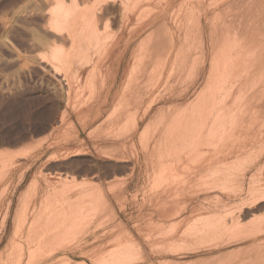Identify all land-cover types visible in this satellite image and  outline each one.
Masks as SVG:
<instances>
[{
  "label": "rangeland",
  "instance_id": "1",
  "mask_svg": "<svg viewBox=\"0 0 264 264\" xmlns=\"http://www.w3.org/2000/svg\"><path fill=\"white\" fill-rule=\"evenodd\" d=\"M66 1L80 11L56 33L54 1L0 0V264H264V200L248 205L264 188V0ZM197 97L226 115L259 104L254 142L208 160L228 128L176 147Z\"/></svg>",
  "mask_w": 264,
  "mask_h": 264
},
{
  "label": "bare ground",
  "instance_id": "2",
  "mask_svg": "<svg viewBox=\"0 0 264 264\" xmlns=\"http://www.w3.org/2000/svg\"><path fill=\"white\" fill-rule=\"evenodd\" d=\"M52 1H54V6L51 8V9H49V11L48 12H50V17H51V19H50V21H48L49 19H47V21H48V24H49V22L51 23V27H53L55 30V32L56 33H58V32H60V30L62 31V29L64 28V29H69L70 28V25L72 24L71 22H69V21H67V20H69L68 18V16H70L71 14H74L75 12H76V10H78L77 9V7L74 9V8H72L71 6H70V3H68L66 0H52ZM72 1V0H71ZM74 1V0H73ZM78 1V0H77ZM84 1V0H83ZM89 1V0H88ZM100 1V0H99ZM110 1V0H109ZM108 1V2H109ZM129 1V0H128ZM128 1H127V3H128ZM85 2V1H84ZM106 1L104 0V3H105ZM107 2V3H108ZM115 2V1H114ZM53 3V2H52ZM72 3H75V2H72ZM79 3H80V1H79ZM83 3V2H82ZM112 3V2H111ZM124 3H126V2H124ZM126 3V4H127ZM45 4V3H44ZM43 4V5H44ZM76 4V3H75ZM81 4V3H80ZM129 4V3H128ZM77 5H79V4H77ZM103 5V4H102ZM101 5V6H102ZM111 5V4H110ZM109 5V6H110ZM115 5V4H114ZM75 6V5H74ZM73 6V7H74ZM87 6V5H86ZM104 6V5H103ZM105 6H106V3H105ZM124 6V5H123ZM126 6L128 7V5H125V7L124 8H126ZM44 7V6H43ZM82 7V6H81ZM114 7V6H113ZM41 7H39V9H40ZM46 8V7H45ZM83 8V7H82ZM85 8V7H84ZM100 8V7H99ZM102 8H105V7H102ZM108 8V7H107ZM123 8V9H124ZM38 9V8H37ZM42 9V8H41ZM47 9V8H46ZM71 9H73V13H72V11H70ZM114 9V8H113ZM97 10V9H96ZM111 10V9H110ZM180 10V9H179ZM78 11H80V10H78ZM77 11V12H78ZM103 11V10H102ZM106 11V10H105ZM69 12H71V14H69ZM77 12H76V14H77ZM85 12H87L88 13V11L86 10ZM90 12V11H89ZM96 12V11H95ZM94 12V13H95ZM104 12V11H103ZM109 12V11H108ZM98 13V12H97ZM106 13V12H105ZM110 13V12H109ZM109 13H108V15H109ZM117 13V12H116ZM96 14V13H95ZM95 14H93L92 13V15L94 16ZM99 14V13H98ZM79 15V14H78ZM100 15H102V13H100ZM99 15V16H100ZM107 15V14H106ZM201 15V14H200ZM49 16V15H48ZM72 16H75V15H72ZM77 16V15H76ZM75 16V17H76ZM90 16V15H89ZM110 16V15H109ZM49 18V17H48ZM67 20H66V19ZM90 18H91V16H90ZM93 18H95L96 19V15H95V17H93ZM104 19V18H103ZM114 19V18H113ZM112 19V20H113ZM166 19V18H165ZM199 19V18H198ZM198 19H197V24L199 25L200 24V20L198 21ZM64 20V21H63ZM65 20L68 22V23H70V25L67 27V25H65V26H63L62 27V24L65 22ZM73 20H75V19H73ZM72 20V21H73ZM94 20V19H93ZM168 20V19H167ZM166 20V21H167ZM89 21V20H88ZM102 21V20H101ZM120 21V20H119ZM176 21V20H175ZM83 22H85V21H83ZM87 22V21H86ZM117 22V21H116ZM177 22V21H176ZM175 22V23H176ZM6 23V22H5ZM95 23V22H94ZM111 23V22H110ZM114 23V22H113ZM85 24V23H84ZM89 24V23H88ZM88 24H86V26L88 25ZM93 24V22L91 21V25ZM96 24V23H95ZM95 24L93 25V27L95 26ZM109 24V23H108ZM82 26H85V25H83V23L81 24ZM105 26H106V24H104ZM111 25V24H110ZM82 26H81V28H80V30L82 29ZM168 26V25H167ZM172 26V25H171ZM201 26V25H200ZM48 27V26H47ZM88 27V26H87ZM92 27V28H93ZM97 27V26H96ZM3 28H5L4 26H3ZM53 28H49L48 29V31L49 30H51V29H53ZM62 28V29H61ZM91 28V29H92ZM95 28V27H94ZM117 28V27H116ZM168 28H170V27H168ZM85 29V28H84ZM90 29V28H89ZM106 29H108L107 27H106ZM115 29V28H114ZM154 29V28H153ZM171 29V28H170ZM47 30V29H46ZM56 30H58V32L56 31ZM70 30V29H69ZM67 31L68 33H66V34H63L62 32L61 33H59V36H64V35H66V37H67V34H68V36H70V34H69V32L70 31ZM87 30V29H86ZM93 30V29H92ZM91 30V31H92ZM110 30V29H109ZM179 30H180V28H179ZM251 30V29H250ZM54 31H53V33H54ZM65 31V30H64ZM82 31H85V30H82ZM90 31V30H89ZM88 31V32H89ZM95 31H97V28L95 29ZM94 31V32H95ZM101 31V30H100ZM112 31V30H111ZM178 31V30H177ZM8 32V31H7ZM72 32V31H71ZM93 32V31H92ZM91 32V33H92ZM93 32V33H94ZM108 32V31H107ZM49 33H51V32H48V34ZM98 33V32H97ZM97 33H95V34H92V35H96ZM105 34H106V32H104ZM109 33V32H108ZM110 33H112V32H110ZM115 33V32H114ZM247 33V32H246ZM47 34V33H46ZM47 34V35H48ZM61 34V35H60ZM63 34V35H62ZM78 34H79V32H78ZM81 34V33H80ZM79 34V35H80ZM85 34H87V33H85ZM100 34V33H99ZM79 35H77V37H78V39H80V38H82L83 40L85 39V37L86 36H88V35H90V34H88V35H83L82 34V37H79ZM112 35V34H111ZM172 35V34H171ZM238 35H240V34H238ZM105 36V35H104ZM109 36V35H108ZM145 36V35H144ZM111 37V36H110ZM173 37V36H172ZM171 37V38H172ZM175 37V36H174ZM55 38V37H54ZM64 38L65 37H62L61 39H63L62 41H64ZM91 37L89 36V38L87 37L86 39H90ZM92 38H93V36H92ZM92 38H91V40H92ZM77 39V40H78ZM142 39V38H141ZM214 39H215V36H214ZM3 40V39H2ZM71 40H72V37H71ZM95 40V39H94ZM93 40V41H94ZM104 40V39H103ZM58 41H61V40H58ZM58 41H56V43H60V42H58ZM85 41L86 40H84V43H85ZM87 41H89V40H87ZM98 41V40H97ZM175 41V40H174ZM214 41V40H213ZM54 42H55V40H54ZM78 42V44H79V42H82V40L80 39V41L78 40L77 41ZM90 42V41H89ZM102 42V41H101ZM106 42V41H105ZM61 43H63V42H61ZM69 43H70V41H69ZM83 43V44H84ZM87 43V42H86ZM90 43H92V41L90 42ZM95 43V42H94ZM93 43V44H94ZM102 43H104V41L102 42ZM214 43V42H213ZM65 44V43H64ZM72 44V43H71ZM82 44V43H81ZM98 44V43H97ZM175 44V43H174ZM87 45V44H86ZM85 45V46H86ZM90 45V44H89ZM100 45H102V44H100ZM236 47L234 48V51H233V54H232V58H231V71H232V74H231V78H232V80H231V86H230V88L227 90V92H228V97H229V95L231 94V92L233 91V88L235 87V79L237 80V79H239L238 77L240 76H242V71H243V69H244V67H245V62H247L246 60V55H245V53H244V50H243V47H242V43H241V41L240 42H237L236 44ZM47 46V48H48V46L49 45H46ZM50 46H54L55 47V45H53V44H50ZM49 46V47H50ZM57 47L59 46V45H56ZM60 46H61V44H60ZM64 46V45H63ZM69 46H71L70 44H69ZM95 46V45H94ZM160 46V45H159ZM214 46V45H213ZM65 47V46H64ZM78 47V46H77ZM80 47L81 46H79V49L78 50H81L80 49ZM84 47V46H83ZM83 47H81L82 49H84ZM92 47H93V45H92ZM98 47V46H97ZM201 47V46H200ZM59 48V47H58ZM61 48H62V46H61ZM102 48V47H101ZM100 48V49H101ZM50 50L49 51H51V49H53V51H51V52H54V48H52V47H50L49 48ZM64 49V48H63ZM63 49L61 50L62 51V53H64V51H63ZM66 49V48H65ZM85 49H87V48H85ZM84 49V50H85ZM98 49H99V47H98ZM99 49V50H100ZM156 49H158L157 47H156ZM159 50H160V48H159ZM47 51V50H46ZM89 51H90V48H89ZM44 53V52H43ZM60 54V57L61 56H63L64 54ZM81 53H83V52H81ZM80 53V54H81ZM95 53H97V52H95ZM252 53H254V50H253V52ZM252 53H250V57H251V54ZM44 54H46L47 55V53H44ZM52 53H49V55H51ZM58 55H55V54H52L51 55V57H47V56H45V59L48 61H51V62H54V61H56L57 60V58H58V60H59V62H58V60H57V62L59 63V64H61L60 63V57H58L59 56V52L57 53ZM84 54H86V53H84ZM83 55V54H82ZM92 56H93V54H91ZM253 55V54H252ZM97 56V55H96ZM256 56V55H255ZM40 57H42V56H40ZM64 57V56H63ZM63 57H61V58H63ZM94 57V56H93ZM67 58V55H66V57L65 58H63V60H65ZM87 58V57H86ZM89 58V57H88ZM256 58V57H255ZM92 59V58H91ZM54 60V61H53ZM75 60H76V58H75ZM87 60V59H86ZM251 60H252V58H251ZM46 61V62H47ZM50 62V63H51ZM62 62V61H61ZM75 62V61H74ZM88 62V61H87ZM49 63V64H50ZM64 63H66V61H64L63 62V64ZM80 63V62H79ZM91 63H92V60H91ZM52 64V63H51ZM54 64V63H53ZM58 64V65H59ZM63 64H62V68H63ZM77 64H78V62H77ZM88 64V63H87ZM199 64V63H198ZM75 66V65H74ZM79 66V65H78ZM85 66V65H84ZM84 66H83V69H84ZM99 66V65H98ZM52 67H54V66H52ZM66 67V66H65ZM80 67H81V65H80ZM55 68H56V65H55ZM54 68V69H55ZM60 68V67H59ZM75 68V67H74ZM73 68V69H74ZM76 69V68H75ZM78 69V68H77ZM88 69V68H87ZM86 69V70H87ZM80 71V70H79ZM82 71V70H81ZM61 72V71H60ZM73 72H74V70H73ZM77 72V71H76ZM76 72H74V73H76ZM74 73H72V75H75ZM77 74V73H76ZM80 74V73H79ZM82 74V73H81ZM74 77V76H73ZM234 77H235V79H234ZM263 78V77H262ZM65 79V78H64ZM66 81V80H65ZM66 84V83H65ZM74 84V83H73ZM92 85H93V83H92ZM255 85V84H254ZM66 87V86H65ZM64 87V88H65ZM61 88V87H60ZM67 89V88H66ZM91 89V88H90ZM92 90V89H91ZM79 91V90H78ZM230 93V94H229ZM64 95H65V93H64ZM225 97H227L226 95H225ZM67 98V97H66ZM68 99V98H67ZM224 99H226V98H224V97H221V99H219V101L220 102H222V103H224L223 101H225ZM263 100V99H262ZM83 101V100H82ZM259 101H261V100H259ZM219 102V103H220ZM257 102H258V100H257ZM254 103V101H252V104H251V106H246L245 108H244V110L242 111V110H240V111H238V112H232V113H229L228 115H226L225 113H224V108L223 109H221L220 108V110H218L217 109V107H219L216 103L215 104H210L209 103V101L208 100H206V99H202V98H200V97H197V99H195V101H193V103L192 104H190V105H188L183 111H182V115H181V122H180V127H181V130L180 131H178V132H172V133H170V135L168 136L169 137V139H170V141H172L173 142V144L176 146V147H178V146H182V145H184L185 146V148L188 150V152H190V154H192V156H193V154L195 155V154H197V152L199 151V150H201L202 149V147L203 148H205L206 149V146H210L211 144H213L212 142L214 141V138L216 137H214L213 138V136L214 135H216L217 133H216V130H218L217 132H219L220 131V133H221V131H222V134H220L223 138H224V136L226 137V136H229V135H227V134H229V132H228V128H229V131L232 129L233 130V132L234 133H232V134H230V135H233L234 136V138H233V136H231L232 137V139H230L229 141H227V140H223L222 138V143H220L221 145H222V148H221V150L220 151H216V152H214L213 154H211V155H208V157H207V159L209 160V159H217V158H219V157H221V156H228V155H232V154H234V153H237V152H240V151H242L243 149H245V148H247L250 144L249 143H251L255 138H254V136L253 135H250V133H252V131H255L254 130V127L256 126L255 125V123L257 122V120H258V116L260 115H257L255 112L256 111H254L253 110V107L255 108V106H259L260 107V105L258 104H256V105H254L253 104ZM256 103V102H255ZM260 103H262V102H260ZM225 105V106H224ZM223 105V107H226V105L227 104H224ZM250 105V104H249ZM264 105V104H263ZM262 108V107H261ZM259 109V108H258ZM258 109H257V111H258ZM14 110V109H13ZM223 110V111H222ZM256 110V109H255ZM262 111V110H261ZM8 113V112H7ZM6 115V114H5ZM263 121V120H262ZM258 126V125H257ZM256 133V132H255ZM219 134V133H218ZM217 134V135H218ZM168 135V134H167ZM220 139V140H221ZM254 142V141H253ZM252 144V143H251ZM261 146V145H260ZM183 147V146H182ZM181 147V148H182ZM257 147V146H256ZM114 149H116V148H114ZM263 149V148H262ZM252 150V149H251ZM263 151V150H262ZM105 152H106V150H105ZM112 152H114V151H112ZM252 152V151H251ZM103 153V152H102ZM261 153V152H260ZM111 154V153H110ZM105 155V154H104ZM260 155V154H259ZM115 156V155H114ZM196 156H199V155H196ZM234 157V156H233ZM247 157V156H246ZM248 158V157H247ZM149 168V167H148ZM192 172H193V170H192ZM196 172V171H195ZM159 173H161V172H159ZM125 175V174H124ZM71 190V189H70ZM248 190H250L249 192H250V201H249V203H248V205L250 204L251 206H254V205H256L257 206V204H259V203H261L263 200H264V188L263 189H256V188H254L253 186H250L249 187V189ZM247 196V195H246ZM249 199V198H248ZM247 205V204H246ZM260 205V204H259ZM250 207V206H249ZM264 207V203L259 207V209L260 208H263ZM241 208H244V207H242L241 206ZM240 208V209H241ZM251 209V208H250ZM252 211V210H251ZM71 212H72V209L70 210V212H67L64 216H63V221H64V225H66V223L68 222V221H71L70 219H72V214H71ZM245 213V212H244ZM253 213V212H252ZM257 213V212H256ZM261 213V212H260ZM58 214V213H57ZM254 215V214H253ZM243 216V215H242ZM245 216V215H244ZM258 216V215H257ZM251 217V216H250ZM57 218V217H56ZM240 218V215L238 216V218L237 219H239ZM54 220H55V222L57 223V220L54 218ZM232 220V219H231ZM58 221H59V219H58ZM60 221H61V217H60ZM241 221H242V219L240 218L239 220H238V223H241ZM225 222V221H224ZM227 222V221H226ZM243 222V221H242ZM61 223V222H60ZM237 223V225L238 226H240V224H238ZM71 225V222H70V224H69V226ZM67 226V225H66ZM62 227H63V225H62ZM259 227V226H258ZM52 228H53V226H52ZM52 228H51V230H52ZM55 228V227H54ZM64 228H66V229H68V227H65L64 226ZM256 232V231H255ZM258 232V231H257ZM261 232V231H260ZM58 234V233H57ZM241 243V242H240ZM260 246V245H259ZM239 249V248H238ZM263 250V249H262ZM262 253H263V251H262ZM237 255V254H236ZM230 257V256H229ZM250 257V256H249ZM242 258V257H241ZM240 258V259H241ZM160 264V263H159Z\"/></svg>",
  "mask_w": 264,
  "mask_h": 264
},
{
  "label": "crops",
  "instance_id": "3",
  "mask_svg": "<svg viewBox=\"0 0 264 264\" xmlns=\"http://www.w3.org/2000/svg\"><path fill=\"white\" fill-rule=\"evenodd\" d=\"M165 23L167 24V21H165ZM166 27L168 28V26H166ZM168 29L170 30V35L172 34L171 37L173 36V37H172V44H174V43H175V41H174V40H175V37H174V36H175V35H174V31H173L172 28H171V29L168 28ZM156 47H157V46L154 45V46H153V49L157 50ZM125 95H131V89H127ZM165 99H166V100H170V98H165ZM187 106H188V105H187ZM187 106H185V107L180 111V114H181V115H182V111H183ZM188 171H189L188 174H193L195 171H198V170H197V169H193V172H192V169L190 168V170H188Z\"/></svg>",
  "mask_w": 264,
  "mask_h": 264
}]
</instances>
